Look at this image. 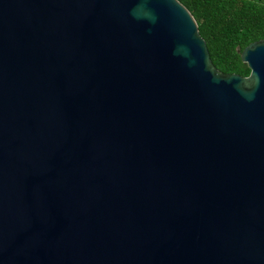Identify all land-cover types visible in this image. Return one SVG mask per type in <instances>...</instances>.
Listing matches in <instances>:
<instances>
[{
  "label": "water",
  "instance_id": "water-1",
  "mask_svg": "<svg viewBox=\"0 0 264 264\" xmlns=\"http://www.w3.org/2000/svg\"><path fill=\"white\" fill-rule=\"evenodd\" d=\"M240 59L178 0H0V264H264V40Z\"/></svg>",
  "mask_w": 264,
  "mask_h": 264
},
{
  "label": "trees",
  "instance_id": "trees-1",
  "mask_svg": "<svg viewBox=\"0 0 264 264\" xmlns=\"http://www.w3.org/2000/svg\"><path fill=\"white\" fill-rule=\"evenodd\" d=\"M195 19L213 66L224 74L248 76L240 53L264 40V0H178Z\"/></svg>",
  "mask_w": 264,
  "mask_h": 264
}]
</instances>
